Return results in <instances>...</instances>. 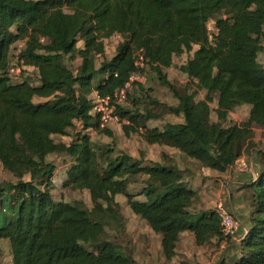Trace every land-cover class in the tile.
<instances>
[{
    "label": "trees",
    "instance_id": "trees-1",
    "mask_svg": "<svg viewBox=\"0 0 264 264\" xmlns=\"http://www.w3.org/2000/svg\"><path fill=\"white\" fill-rule=\"evenodd\" d=\"M210 21L216 29L212 42ZM113 35L122 41L107 59L104 42ZM18 43V56L34 69V81H14L6 74ZM194 46L181 67L194 90L178 94L164 70ZM138 49L177 99L175 106L153 99L150 104L182 120L150 127L147 123L162 114L121 105L116 113L127 121L125 134L175 148L217 172L253 148L252 127H264V67L257 59L264 54V0H0V166L17 179L0 180V240L9 243L11 264H138L104 239L106 228L123 227L116 195L161 234L167 259L176 255L175 242L183 231L192 232L197 245L222 238L212 210L192 209L196 192L183 171L163 161L142 164L84 133L110 134L92 113V93L106 96L123 86ZM66 57L80 59L75 71ZM198 91H205L204 99H195ZM214 94L215 122L209 106ZM241 105L250 106L247 121L223 125ZM76 122L81 130L70 143L53 139ZM54 153L71 160L62 187L86 189L91 209L54 199L57 168L47 160ZM253 156L258 171L247 186L252 192L250 226L232 264H264V151L255 149ZM141 177V190L131 193L129 187Z\"/></svg>",
    "mask_w": 264,
    "mask_h": 264
},
{
    "label": "rangeland",
    "instance_id": "rangeland-1",
    "mask_svg": "<svg viewBox=\"0 0 264 264\" xmlns=\"http://www.w3.org/2000/svg\"><path fill=\"white\" fill-rule=\"evenodd\" d=\"M212 22L213 21L209 22L210 28L214 27ZM121 41L122 38L119 35H113L105 40V57L107 59H110L115 54L116 47ZM78 45L81 46V42H79ZM195 49L196 46H194L193 50L189 53H183L181 55L175 56L173 58L172 65L168 69L164 70L165 79L174 87L178 94L191 93L194 90L193 83L181 70V67L186 62V60L191 57ZM257 59L258 62L264 67V54L259 53ZM64 62L72 71L76 70V58L71 59L66 57ZM96 63L98 65L99 61ZM145 77L147 79L146 83L139 86L132 99H129L123 104L125 109H138L143 111L148 107L149 109H153L155 113L162 114L163 109L161 107H156L150 104L152 99L162 105L175 106L177 104V99L173 95L170 88L161 83V80H159V78L151 71L150 68L146 69ZM28 78L34 81L36 79L35 73L30 71ZM211 97V101L209 102L210 120L215 122L217 96L214 94L211 95ZM204 98L205 91H198L195 99L201 100ZM249 109V105H241L234 108L228 114V117L224 121L223 125L247 121ZM161 116V119L150 120L147 125L150 127L161 128L165 123L181 122L182 120L180 116L169 113H163ZM125 124H127V121L123 119V122L121 123H113L108 125L104 130L109 131L110 134L98 133L92 129L85 130L84 133L88 134L94 143H97L100 146L112 148L115 150V152H125L134 158H137L142 164L153 163L157 159L161 160L166 148L163 150L161 146L147 145L141 139L138 133L130 132L129 135L125 134L122 129L123 125ZM80 130V124L76 122L74 128H70L66 135H53L52 137L56 142L68 144L74 138L75 132ZM255 134L258 136L256 139H260L258 141L259 147L264 149V127L258 128L257 126L256 132L254 131V135ZM165 155L169 157L168 154ZM182 155L174 153L172 154L171 159L170 157L169 160L165 158L163 162L173 164L177 169L183 171L186 179L189 178V180L194 183L195 177L193 178V175H196L197 171H199L200 165L198 162H196V160H189L186 158V156ZM47 160L54 163L57 168V172L56 174L54 173L55 176L52 178L54 185L52 194L54 199L56 201H63L67 203L78 201L83 207L91 209L92 203L89 192L86 189H72L62 187V182L65 178V171L70 165V157L61 153H54L48 155ZM24 179H26V177H24ZM144 179V177H141L139 180L132 183V185L129 187V191L131 193H138L143 186ZM0 180L15 182L17 179L13 175L4 172L0 166ZM190 185L192 186L191 183ZM196 188H198V196L195 198L192 209L200 210L198 203L202 202V200H205V202L201 204L200 207L204 210H213L215 199H211L210 193L203 195L202 187L197 186ZM114 199L118 203L123 227L119 229L106 228L104 239H109L110 241L119 245L121 252L124 254L130 255L131 257H140V255L143 253L142 248L146 243L145 230H147V228L144 222L137 215L132 213L126 203V198L124 196L116 195ZM87 249H89V251L93 250L92 247H88V245ZM0 264H11L10 246L7 240H0Z\"/></svg>",
    "mask_w": 264,
    "mask_h": 264
},
{
    "label": "crops",
    "instance_id": "crops-1",
    "mask_svg": "<svg viewBox=\"0 0 264 264\" xmlns=\"http://www.w3.org/2000/svg\"><path fill=\"white\" fill-rule=\"evenodd\" d=\"M21 45L22 43L16 44L15 49ZM76 62L78 66L80 64V59L76 58ZM33 70L34 69H32V71ZM94 94L95 93H92V97ZM256 127H252L253 137L251 138V142L254 145L253 148L250 149L249 152L243 153L226 171L217 172L200 166L196 175H193V178L195 177L194 183H192L189 178L186 179L189 186L196 192V197L198 196V188L196 187L199 186L202 187L203 195L210 193L212 200L215 199V201H217L219 198H223L226 201L229 210L240 222V230L237 239L224 240L222 238L212 237L208 240L207 244L197 245L193 233L190 231H183L179 234L175 242L176 255L167 259L162 249L161 234L153 232L147 223L138 216L147 228V230H145L146 243L142 248L143 253L140 257L125 255L138 264H232L233 259L236 258L240 252L239 244L241 242V236L250 226L249 215L252 208V192L247 186L255 180L258 171L257 161L253 156V151L255 149L264 151V149L260 148L258 145L260 139H256L258 136H256V134L254 135ZM258 128L261 127L258 126ZM147 145L161 146L163 150L166 148L161 160L157 159L154 162L161 163L165 158L169 160V157L171 159L174 153L182 155V153L175 148L157 144ZM165 154H168L169 157ZM56 172L57 169L55 174ZM55 174H53L52 178ZM204 202L205 200H202V202L198 203L200 210H204L200 207Z\"/></svg>",
    "mask_w": 264,
    "mask_h": 264
},
{
    "label": "built area",
    "instance_id": "built-area-1",
    "mask_svg": "<svg viewBox=\"0 0 264 264\" xmlns=\"http://www.w3.org/2000/svg\"><path fill=\"white\" fill-rule=\"evenodd\" d=\"M214 24V22H212ZM208 40L212 42L215 35V27L210 28L209 22L207 24ZM21 46L11 51L6 64V74L14 81H21L29 76L31 67L25 66L20 60L18 54ZM134 68L129 73L128 80L123 86L116 88L112 94L106 96H99L94 92L92 97V113L97 118L100 128H105L113 123H121V119L116 113L118 106L123 105L129 99H132L139 86L144 85L147 81L145 71L148 68L144 53L142 49H138L134 53ZM219 219L220 235L224 240L237 239L240 230V222L238 218L229 210L226 201L219 198L214 203L212 210ZM248 230L241 236V241L245 238Z\"/></svg>",
    "mask_w": 264,
    "mask_h": 264
}]
</instances>
